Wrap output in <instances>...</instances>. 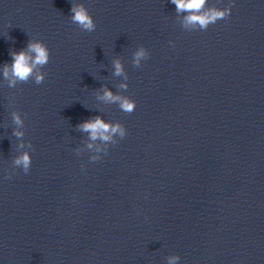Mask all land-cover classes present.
I'll return each instance as SVG.
<instances>
[{
	"label": "clouds",
	"instance_id": "clouds-1",
	"mask_svg": "<svg viewBox=\"0 0 264 264\" xmlns=\"http://www.w3.org/2000/svg\"><path fill=\"white\" fill-rule=\"evenodd\" d=\"M170 2L175 5L177 13H189L184 18L185 27L189 25H198L200 30H206L209 25L215 24L218 20L227 19L231 14V5L224 8L211 7L205 10V5L208 3V0H170ZM70 12L71 21L82 31L90 33L96 29V23L83 3L72 2ZM149 55L145 47H138L133 53L132 64L137 68L141 67L142 61L147 60ZM11 56V64H5L3 66V78L8 81V87L14 88L17 83H27L30 79L34 80L37 85L44 82L46 74L42 69L50 61V51L43 41L31 39L26 49H22L18 52L13 51L11 52ZM112 63L114 69L113 75L117 77L123 76L124 80L127 81L128 75L125 72L121 60L117 58L114 59ZM119 88L126 90L128 84L121 83ZM98 98L107 103L117 104L119 109L124 113L130 114L136 108V102L129 96L113 93V91L108 88H104L103 94L98 96ZM13 121L18 126L17 130L13 132V135L18 139H22L24 133L20 131L19 128L23 126L24 122L19 113H13ZM78 127L81 131L88 132L92 141L100 139L108 142L116 135L121 139L127 135V130L124 125L119 122L115 124L106 123L99 116L82 122ZM19 146L23 147L24 145L20 144ZM88 148H93V144L89 143ZM96 151L99 152L100 149L97 148ZM101 159L102 158L98 155L91 157L93 162ZM31 164L32 158L28 151L22 152L14 159L15 168L22 169L25 174L30 171ZM7 178L11 177L9 176ZM179 260V256H172L169 258V264H178Z\"/></svg>",
	"mask_w": 264,
	"mask_h": 264
}]
</instances>
